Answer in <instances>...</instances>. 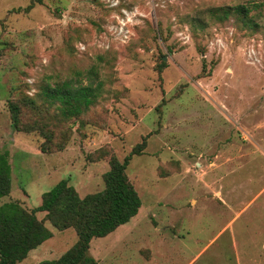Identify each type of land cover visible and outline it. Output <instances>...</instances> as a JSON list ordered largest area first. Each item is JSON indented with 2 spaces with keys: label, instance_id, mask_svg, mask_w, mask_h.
Returning <instances> with one entry per match:
<instances>
[{
  "label": "rangeland",
  "instance_id": "1",
  "mask_svg": "<svg viewBox=\"0 0 264 264\" xmlns=\"http://www.w3.org/2000/svg\"><path fill=\"white\" fill-rule=\"evenodd\" d=\"M30 1L0 0V153L11 168L0 204L33 209L62 179L80 197L98 192L109 165L96 151L121 161L145 138L126 170L140 211L91 241L98 264H264V0H40L23 12ZM238 4L259 6L257 30L210 16ZM63 83H101L99 122L43 154L37 133L12 128L7 98L43 105V89ZM45 226L53 236L17 264L56 260L77 239Z\"/></svg>",
  "mask_w": 264,
  "mask_h": 264
},
{
  "label": "trees",
  "instance_id": "2",
  "mask_svg": "<svg viewBox=\"0 0 264 264\" xmlns=\"http://www.w3.org/2000/svg\"><path fill=\"white\" fill-rule=\"evenodd\" d=\"M35 1L22 8L28 12ZM258 5L238 4L232 7L210 9L211 18L219 23L232 18L246 30H257L259 26L252 8ZM20 9H17L18 11ZM264 16V13H263ZM157 67L164 69L163 61ZM90 75H95L90 71ZM44 103L39 105L27 96L7 98L6 107L12 128L22 133H37L42 142L39 150L43 154L62 152L73 134V127L81 137L86 136V127L97 124L95 106L99 103L101 83L96 86L79 85L71 87L68 83L46 86ZM89 117H91L89 119ZM101 126L104 123L100 117ZM146 140L134 145L131 151L119 160L109 147L96 151V161L106 160L109 169L102 175V190L80 197L76 189L69 185V179L58 181L50 190L41 195V203L27 209L19 201L9 199L0 204V264H17L28 253L53 236L45 223L57 231L72 229L76 241L56 260L40 264H98L90 254V243L114 232L119 226L135 217L142 205L140 197L131 183L126 170L134 155L142 154ZM11 168L8 153H0V200L7 198L11 190ZM37 213H44L42 218Z\"/></svg>",
  "mask_w": 264,
  "mask_h": 264
},
{
  "label": "crops",
  "instance_id": "3",
  "mask_svg": "<svg viewBox=\"0 0 264 264\" xmlns=\"http://www.w3.org/2000/svg\"><path fill=\"white\" fill-rule=\"evenodd\" d=\"M139 211H140V209H139ZM138 213H139V212H138ZM137 215H138V214H137ZM137 215H136V216H137Z\"/></svg>",
  "mask_w": 264,
  "mask_h": 264
}]
</instances>
